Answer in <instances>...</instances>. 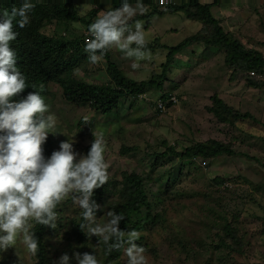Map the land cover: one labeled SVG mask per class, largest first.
Masks as SVG:
<instances>
[{"label": "rangeland", "instance_id": "1", "mask_svg": "<svg viewBox=\"0 0 264 264\" xmlns=\"http://www.w3.org/2000/svg\"><path fill=\"white\" fill-rule=\"evenodd\" d=\"M101 1L97 19L104 23L122 25L143 11L139 3L112 11L110 0ZM217 1L215 10L222 21L231 18L230 31L264 54V0ZM90 8L80 6V12L86 14ZM169 25L173 29H166ZM200 25L179 12L155 16L148 28L146 20H140L115 34L92 29L103 34L102 44L126 76L140 81L161 72L168 50L142 52L138 49L143 43L138 42L174 46ZM88 29L75 22L71 30L81 35ZM41 30L48 36L64 35L56 23ZM176 57L164 88L178 102H170L165 110L157 108L162 93L158 89L148 92L150 100L124 97L117 109L104 114L89 103L68 102L59 84L43 85L47 104L36 109L37 125L13 130L5 140L6 153L18 157L22 167L14 188L0 199V264L39 263L33 231L41 188L34 150L47 138L52 147L50 167L62 169L65 184L47 223L43 264H113L104 243L118 233L127 240L115 264H264V76L255 79L262 82L259 87L251 86L249 80L254 79L244 68L229 67L224 50L205 44L191 45ZM107 67L101 55H83L72 75L88 83H109ZM215 96L251 117L220 120L210 110ZM211 139L222 141L234 153L159 158L169 147L182 152ZM89 145L97 148L108 189L84 223L82 242L79 225L93 184ZM126 172L142 176L157 215L145 229L121 225L126 217L121 189ZM227 226L234 230L235 241L225 234Z\"/></svg>", "mask_w": 264, "mask_h": 264}, {"label": "trees", "instance_id": "2", "mask_svg": "<svg viewBox=\"0 0 264 264\" xmlns=\"http://www.w3.org/2000/svg\"><path fill=\"white\" fill-rule=\"evenodd\" d=\"M110 1L112 11L122 10L131 3L142 4L143 11L135 14L131 20L122 25H113L97 19L103 4L101 0H0V20L13 23L17 26L15 30L17 28L20 29L16 42L20 64L26 67L34 60L35 70L28 72L27 76H34L41 83L39 84L41 89H43L42 85L48 82L59 84L64 90L66 100L77 103H89L94 109L108 114L118 108L122 98L137 96L152 89L162 91L159 99L164 101L167 98L169 99L170 96L165 90L164 84L166 80H169L168 74L171 71L176 55L183 53L185 49L193 44L203 43L207 46H214L224 50L226 64L233 69L239 68L243 70L244 68L248 73V77L254 79L253 81L249 80L251 86L259 87L260 83H262L256 81L257 77L250 76L249 71L264 72L263 52L256 48L247 47L245 42L231 31H225L221 20L212 12L214 2L206 3L202 0H183L180 2L174 0L175 3L162 7L158 5L157 0ZM80 6H91V8L86 14H82ZM179 12L184 13L189 20L200 23L199 30L174 46L166 44L155 46L154 43L138 42L143 43L139 44L138 49L142 52L152 51L156 47H164L168 50L166 61L161 65V72H155L148 79L140 81L127 77L122 69L112 61L111 53L105 46L95 48L92 43L86 41L88 35L85 33L76 35L71 30L72 24L79 22L89 28L86 31L95 30L94 32H100L98 30L105 29L106 31H113V34H115L123 26H131L137 21L146 20L148 26L155 16ZM53 23H56L60 30H64V35L54 37L47 36L41 32V28ZM0 34L3 33L0 32ZM135 45L138 44L136 43ZM1 53H5V51L1 50ZM83 55L86 57L101 55L106 59L108 63L106 71L110 78L109 83H87L72 75L73 69L78 65L79 57H83ZM0 57L2 60L4 55L0 54ZM34 57L36 58L34 59ZM1 77L2 74L0 72ZM37 88L40 89L38 86ZM38 100L35 97H26L25 104L16 109H9L0 113V169L2 170L0 175L2 181L0 199L6 191L14 188L20 174L19 170L22 167L21 160L18 157L6 153L5 140L13 130L20 128V126H17L19 123H23L27 127L37 125L36 115L32 111L39 106L40 102ZM210 110L223 121L229 116L234 120L251 117L249 114H241L218 96L213 98V105ZM87 150L90 163L88 170L93 184L87 192L89 201L83 210L84 215L81 217V224L79 225V237L81 236L82 242L85 239L82 233L85 229L84 223H86L88 215L92 212L93 205L103 197L108 189V183L101 174L97 148L89 145ZM51 153L52 147L48 138L40 149L34 150V160L40 176L41 188L37 198L40 207L39 217L36 220L33 231L35 256L38 258V264H43L44 259L47 258L44 241L47 223L58 207L65 184L62 169L60 167H50L49 158ZM233 153V149L222 141L211 139L189 145L182 152H176L174 147H169L159 155V158L167 157L170 154H175L181 159H191L197 156L213 158L222 154L232 155ZM219 183H222V181ZM121 186L125 200L123 212L126 216L121 225L126 227L131 224L134 229H139L140 227L145 229L147 225L156 220L157 215L152 212L153 208L144 189L142 176L126 172L123 175ZM132 216L136 217V220L133 221ZM233 231L231 226H227L224 230L225 234L227 236L230 235L235 241ZM141 239L142 237L140 241ZM126 240V237L122 236L121 233L105 240L104 245L108 260L113 264L120 256L122 246Z\"/></svg>", "mask_w": 264, "mask_h": 264}, {"label": "clouds", "instance_id": "3", "mask_svg": "<svg viewBox=\"0 0 264 264\" xmlns=\"http://www.w3.org/2000/svg\"><path fill=\"white\" fill-rule=\"evenodd\" d=\"M0 27H1L0 32L3 33V34H0V54L4 55L2 60L0 57V72L2 74V77L0 78V113L7 111L9 109L10 110L16 109L17 107L25 104V98L26 97H35V98L39 99L38 100L40 102L39 105H41V104L46 105L47 104L46 90L44 92V89H41V86L39 85L41 83H39L34 76H30V77L27 76L28 72L35 70L34 60L26 67L22 66L19 62V54H18V50L16 48V42H17V38H18V34H19L20 29L17 28L15 30V28L17 27L16 25H14L11 22L4 21V20H0ZM41 32L43 34H45L42 30H41ZM103 46H105V45H103ZM1 50H4L5 53H1ZM35 58L36 57H34V59ZM111 59H112V57H111ZM112 61H114V60L112 59ZM114 62L118 65V63L116 61H114ZM118 67L120 68L119 65H118ZM3 75H5V76H3ZM48 83H54V82H48ZM94 84H96V83H94ZM43 85H42V87H43ZM37 86L40 87V89L37 88ZM63 94H64V90H63ZM147 94H148V92L138 94L137 96L133 95V97L150 100L147 97ZM172 96H175L177 98L176 95L172 94V95H170L169 99H167L165 101L162 99H158L157 108L159 110H161L158 107V102L160 100L166 102V108L170 102L177 103L178 98H177L176 102L170 100ZM64 97H65V95H64ZM128 97L132 98V96H128ZM68 102H70V101H68ZM36 109H34L32 111L35 115H36ZM17 126H20V129H23V130L35 127V126L34 127H27L26 125H23V123H19Z\"/></svg>", "mask_w": 264, "mask_h": 264}, {"label": "built area", "instance_id": "4", "mask_svg": "<svg viewBox=\"0 0 264 264\" xmlns=\"http://www.w3.org/2000/svg\"><path fill=\"white\" fill-rule=\"evenodd\" d=\"M158 1V5L159 6H162V7H167L169 6L170 4H173L175 3L174 0H157ZM85 34L88 35L86 37V41H88L89 43H92L94 45L95 48H100L103 46L102 44V39H103V35L99 32H94V31H85ZM249 74L251 76H255V77H263L264 76V73H261V72H256L255 70H251L249 71ZM171 101H174L176 102L177 101V98L175 96H172ZM158 107L161 109V110H165L166 108V102L160 100L158 102Z\"/></svg>", "mask_w": 264, "mask_h": 264}, {"label": "crops", "instance_id": "5", "mask_svg": "<svg viewBox=\"0 0 264 264\" xmlns=\"http://www.w3.org/2000/svg\"><path fill=\"white\" fill-rule=\"evenodd\" d=\"M203 2H206V3H215L213 6H212V12H213V14L217 17V18H219L220 20H221V24H222V26L224 27V29H225V31H230V30H233V29H231V27H230V20H231V18L230 17H228L227 18V20H223L222 21V17H220V15L221 14H217L216 13V10H215V8L217 7L216 5H218V1L217 0H205V1H203ZM167 15V14H166ZM165 16V15H164ZM153 19H154V17H153ZM188 19V18H187ZM189 20V19H188ZM174 25H169V26H167L166 27V29H173L172 27H173ZM148 27H150L149 25L148 26H146V28H148ZM178 27H176V28H174V29H177ZM235 35V34H234ZM201 44H203V43H201ZM201 44H198V45H201ZM194 45V44H193ZM190 47V46H189ZM206 47H210V46H207L206 45ZM186 50V49H185ZM184 52V51H183ZM178 57H175V59H174V61H173V63H175V62H178V59H177ZM115 61V60H114ZM134 59H133V57H128V62L129 63H132V64H134ZM133 67V66H132ZM129 77V76H128Z\"/></svg>", "mask_w": 264, "mask_h": 264}]
</instances>
